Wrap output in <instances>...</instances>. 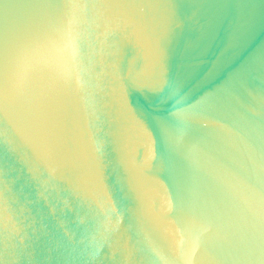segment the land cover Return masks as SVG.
Segmentation results:
<instances>
[{
	"label": "water",
	"instance_id": "95a60500",
	"mask_svg": "<svg viewBox=\"0 0 264 264\" xmlns=\"http://www.w3.org/2000/svg\"><path fill=\"white\" fill-rule=\"evenodd\" d=\"M0 264H264V0H0Z\"/></svg>",
	"mask_w": 264,
	"mask_h": 264
},
{
	"label": "clouds",
	"instance_id": "9594fccd",
	"mask_svg": "<svg viewBox=\"0 0 264 264\" xmlns=\"http://www.w3.org/2000/svg\"><path fill=\"white\" fill-rule=\"evenodd\" d=\"M76 57L75 41L69 33L60 40L29 53L22 63L21 72L27 74L40 65L54 73L67 74L73 69Z\"/></svg>",
	"mask_w": 264,
	"mask_h": 264
}]
</instances>
